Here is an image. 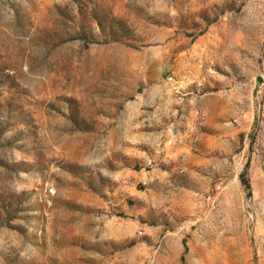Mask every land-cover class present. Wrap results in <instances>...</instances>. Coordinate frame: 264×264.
Returning a JSON list of instances; mask_svg holds the SVG:
<instances>
[{
    "label": "rangeland",
    "instance_id": "obj_1",
    "mask_svg": "<svg viewBox=\"0 0 264 264\" xmlns=\"http://www.w3.org/2000/svg\"><path fill=\"white\" fill-rule=\"evenodd\" d=\"M0 264H264V0H0Z\"/></svg>",
    "mask_w": 264,
    "mask_h": 264
},
{
    "label": "trees",
    "instance_id": "obj_2",
    "mask_svg": "<svg viewBox=\"0 0 264 264\" xmlns=\"http://www.w3.org/2000/svg\"><path fill=\"white\" fill-rule=\"evenodd\" d=\"M244 172H245V170L240 174L241 183H242L243 185H245V187H246L247 189H249V188H250L249 181H248L247 178L244 177Z\"/></svg>",
    "mask_w": 264,
    "mask_h": 264
}]
</instances>
